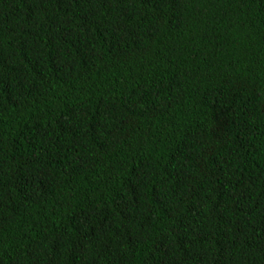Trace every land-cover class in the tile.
<instances>
[{"label": "trees", "instance_id": "obj_1", "mask_svg": "<svg viewBox=\"0 0 264 264\" xmlns=\"http://www.w3.org/2000/svg\"><path fill=\"white\" fill-rule=\"evenodd\" d=\"M0 264H264V0H0Z\"/></svg>", "mask_w": 264, "mask_h": 264}]
</instances>
